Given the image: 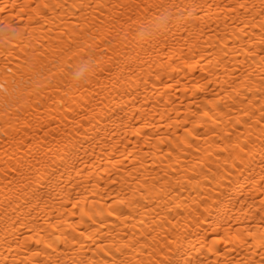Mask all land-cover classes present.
Wrapping results in <instances>:
<instances>
[{"label": "bare ground", "instance_id": "1", "mask_svg": "<svg viewBox=\"0 0 264 264\" xmlns=\"http://www.w3.org/2000/svg\"><path fill=\"white\" fill-rule=\"evenodd\" d=\"M0 264H264V0H0Z\"/></svg>", "mask_w": 264, "mask_h": 264}]
</instances>
